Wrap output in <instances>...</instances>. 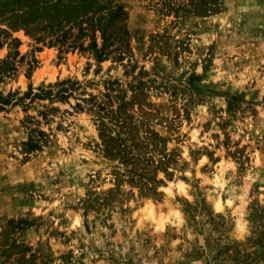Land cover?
I'll return each mask as SVG.
<instances>
[{
	"label": "rangeland",
	"instance_id": "374dc122",
	"mask_svg": "<svg viewBox=\"0 0 264 264\" xmlns=\"http://www.w3.org/2000/svg\"><path fill=\"white\" fill-rule=\"evenodd\" d=\"M98 2L126 30L102 60L0 16L4 96L78 82L0 107V264H264V0Z\"/></svg>",
	"mask_w": 264,
	"mask_h": 264
},
{
	"label": "trees",
	"instance_id": "16d2710c",
	"mask_svg": "<svg viewBox=\"0 0 264 264\" xmlns=\"http://www.w3.org/2000/svg\"><path fill=\"white\" fill-rule=\"evenodd\" d=\"M123 7L119 4L107 5L100 4L98 0H0V16L6 21V27L16 29L24 28L26 30L36 28V24H41L42 28H48L51 35L60 31V37L55 36L51 39L52 42H59L61 47H90L97 60L105 58L112 48H110L117 40L118 43L114 47H120V40L126 30L114 34L116 21L122 16ZM89 20V21H88ZM84 21H88L87 25H83ZM36 23V24H35ZM77 28L76 32L74 29ZM91 31L89 42L86 46L83 44L82 37ZM96 31L99 32L101 41L97 40ZM0 32L8 41L0 40V47L3 44L9 48L4 58L0 60V79L5 73L12 72L15 69L14 58L18 55L17 46L19 39L11 36L8 29L0 27ZM54 32V33H53ZM59 88L53 92L51 84L45 88L38 87V91H34L31 85L21 96L16 97L14 93L8 92L4 96L0 92V107L7 104L17 103L23 97H28L30 100L35 97H51L55 94L62 99L72 94L73 89L78 85V82L71 80H62L58 82ZM96 111L99 113L108 114L109 117L123 124L125 129L130 128L127 125L125 115L119 114V108H107L104 103L98 102L93 96L89 97ZM121 106V105H118ZM113 116V117H112ZM104 127L106 125L102 123ZM100 135L103 141V148L106 154L114 156V158H122L126 161L127 145L109 132L102 130ZM37 143V142H35ZM33 145H37V144Z\"/></svg>",
	"mask_w": 264,
	"mask_h": 264
}]
</instances>
